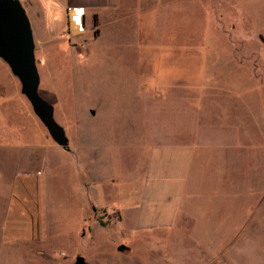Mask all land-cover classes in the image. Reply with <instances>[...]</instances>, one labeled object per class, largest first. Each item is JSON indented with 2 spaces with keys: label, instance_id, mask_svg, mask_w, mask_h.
I'll return each mask as SVG.
<instances>
[{
  "label": "rangeland",
  "instance_id": "1",
  "mask_svg": "<svg viewBox=\"0 0 264 264\" xmlns=\"http://www.w3.org/2000/svg\"><path fill=\"white\" fill-rule=\"evenodd\" d=\"M36 11L40 92L55 106L70 151L52 140L20 81L0 59V162L36 165L8 169L17 170L14 178L0 167V207L6 215L0 264H59L58 259L75 264L79 257L88 264H119L110 227L117 212L97 210L86 220L89 204L102 191L92 193L83 169L91 162V129L102 159H109L108 169L117 174L129 162L137 172L146 160L144 149L158 140L177 141L174 131L235 125L239 177L246 172L264 177V0H164L155 33L147 31V13L132 12L142 17L139 40H109L100 30L74 37L67 34V20L54 22ZM35 177L38 192L15 184ZM249 188L238 191V214L254 203L253 196L264 195L262 184ZM218 192L226 210L231 193ZM214 234L220 233H208ZM241 234L234 264H264V230ZM42 242L54 260L37 254ZM143 257L142 252L137 263L143 264ZM121 264L134 263L128 258Z\"/></svg>",
  "mask_w": 264,
  "mask_h": 264
},
{
  "label": "crops",
  "instance_id": "2",
  "mask_svg": "<svg viewBox=\"0 0 264 264\" xmlns=\"http://www.w3.org/2000/svg\"><path fill=\"white\" fill-rule=\"evenodd\" d=\"M21 2L32 27L35 22L33 18L41 16L36 9H41L42 14L51 21L57 22L61 17L67 20L71 27L70 34L74 37L100 30V34L107 33L109 40L121 38L139 40L142 38L140 27V24H143L142 17H134L137 14L132 12L140 9L141 13H147L149 26L147 31L155 33L153 25L156 26L157 12L161 11L164 0H21ZM69 7L85 8L83 32L71 26L73 21L68 15ZM127 27V32L123 31ZM66 30L68 32V28ZM61 31L62 29L59 33ZM170 100L179 103L178 99ZM217 100L222 99L218 98L215 101ZM224 108L227 111L228 107ZM228 125L231 123L228 122ZM224 127L201 130L199 127L190 126L180 132L174 131L173 134L179 138L177 141L165 143L158 140L151 148L144 149L146 160L139 162L137 172L136 169H131L129 162L127 167L124 166V171L122 172L121 168L117 174L108 169L109 159L107 161L102 159L99 153L101 146L94 140L98 134L91 129V162L85 164L86 167L83 169L86 168L92 193L98 191V188L102 191L98 201L89 204L87 211L91 213L86 220L91 219L97 210L117 212L118 220L110 226L114 235L112 240L114 249L118 252L115 262L121 264L129 258L134 264H139L137 263L140 261L139 255L143 252L144 257L141 258L143 264H234L236 261L232 254L238 248V235H243L241 234L243 232L264 230V207H261L264 195L253 196L254 203L238 214V191L245 188L249 191V185L255 184H262L264 191V177H260V174L245 176L247 172L239 177L238 128L235 125ZM162 136L166 137V134ZM28 163L35 165L30 160ZM28 163L23 162L21 166L13 167L11 162H0V167L14 178L17 175L16 171ZM13 168L17 170L8 171ZM263 168L264 166L260 173L263 172ZM38 181L35 177L21 183L17 180L15 184L17 188L19 186L28 188L34 193L38 192L40 184ZM7 183L12 184L8 181ZM222 189L231 193V198H228L231 203L226 210L220 206L223 197L218 191ZM16 193L12 192L13 198L16 197ZM41 214H44V210H41ZM4 217L0 207V227L5 221ZM6 223L10 222L6 220ZM210 231L220 234L210 236L208 235ZM180 232L184 235L178 238ZM42 243L35 248L38 249L37 254L53 259L50 252L42 249L46 247L47 242ZM120 248L125 250L120 251ZM152 248H155V251H152ZM189 248L194 249L190 254L187 252ZM61 256H64L63 252ZM55 262L61 264L59 259ZM85 262L88 264L86 260Z\"/></svg>",
  "mask_w": 264,
  "mask_h": 264
},
{
  "label": "water",
  "instance_id": "3",
  "mask_svg": "<svg viewBox=\"0 0 264 264\" xmlns=\"http://www.w3.org/2000/svg\"><path fill=\"white\" fill-rule=\"evenodd\" d=\"M0 59L20 81L21 93L30 102L52 140L69 151L70 140L66 129L55 117V106L43 98L40 92L41 75L34 32L21 0H0ZM75 264L86 262L79 257Z\"/></svg>",
  "mask_w": 264,
  "mask_h": 264
},
{
  "label": "built area",
  "instance_id": "4",
  "mask_svg": "<svg viewBox=\"0 0 264 264\" xmlns=\"http://www.w3.org/2000/svg\"><path fill=\"white\" fill-rule=\"evenodd\" d=\"M67 11H68V15L72 19L71 21H73V24L70 23L71 26L76 28L78 31L83 32V30L85 29V26L83 24V18L85 16V8L69 7ZM67 28H68V32H67L68 35H71L70 34V31H71L70 25H68ZM71 36H73V34Z\"/></svg>",
  "mask_w": 264,
  "mask_h": 264
},
{
  "label": "trees",
  "instance_id": "5",
  "mask_svg": "<svg viewBox=\"0 0 264 264\" xmlns=\"http://www.w3.org/2000/svg\"><path fill=\"white\" fill-rule=\"evenodd\" d=\"M96 26H97V18H95ZM97 32V31H96Z\"/></svg>",
  "mask_w": 264,
  "mask_h": 264
}]
</instances>
